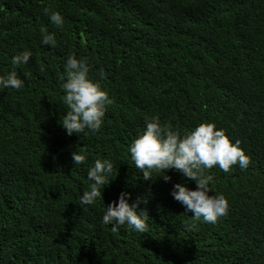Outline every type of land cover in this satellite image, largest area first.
I'll return each instance as SVG.
<instances>
[{"label": "trees", "instance_id": "obj_1", "mask_svg": "<svg viewBox=\"0 0 264 264\" xmlns=\"http://www.w3.org/2000/svg\"><path fill=\"white\" fill-rule=\"evenodd\" d=\"M20 50L32 56L15 71L31 76L0 89V264H264V0H0V75ZM70 54L111 99L95 134L66 135L59 124ZM152 115L181 134L213 122L240 141L246 169L205 170L209 195L229 205L215 224L171 197L174 183L194 189L192 180L172 169L167 181L163 172L144 180L132 166L127 146ZM73 151L86 161L73 165ZM103 158L113 178L102 199L79 205L87 167ZM121 191L129 204L146 201L137 210L147 231L101 223Z\"/></svg>", "mask_w": 264, "mask_h": 264}, {"label": "clouds", "instance_id": "obj_2", "mask_svg": "<svg viewBox=\"0 0 264 264\" xmlns=\"http://www.w3.org/2000/svg\"><path fill=\"white\" fill-rule=\"evenodd\" d=\"M43 11L50 23L62 27L63 17L60 13L47 8ZM40 43L54 47L56 41L52 34H44ZM31 56L30 50H20L11 56L13 70L0 75V89L19 90L25 86V80L31 73L23 72L22 79L15 69L26 65ZM89 67L86 59H77L71 54L63 64V81L59 87L63 93L60 99L66 111L59 124L66 135L84 133L85 130V134H95L101 127L106 105L111 103L107 92L89 78ZM40 70L43 71V66ZM98 76L105 78L102 68ZM239 144V140L230 141L224 130L217 128L213 122H201L181 134L169 124H162L158 116L152 115L145 117L142 131L128 144L127 152L132 166L142 173L144 180H151L157 176L154 173L163 172L160 176L167 181L169 177L164 173L169 169L192 180L194 189L174 183L170 190L171 197L184 207L185 213L190 211L191 217L215 224L219 217L227 214L229 205L222 194L209 195L211 176L205 175V170L215 166L227 173L233 165L246 169L250 160ZM71 160L73 165H81L86 161V155L73 151ZM113 167V162L107 158L91 162L86 169L89 183L79 197V205H93L97 199H102V188L113 178ZM129 198L130 193L121 191L116 201H109L104 206L101 223L111 225L112 232L124 225L135 232L147 231L146 212L137 210L138 205L146 201L137 197L129 204ZM191 227L193 225H188L187 229Z\"/></svg>", "mask_w": 264, "mask_h": 264}]
</instances>
